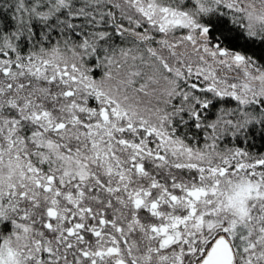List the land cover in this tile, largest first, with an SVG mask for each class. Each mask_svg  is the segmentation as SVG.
Listing matches in <instances>:
<instances>
[{"label": "snow or ice", "instance_id": "snow-or-ice-1", "mask_svg": "<svg viewBox=\"0 0 264 264\" xmlns=\"http://www.w3.org/2000/svg\"><path fill=\"white\" fill-rule=\"evenodd\" d=\"M0 264H264V0H0Z\"/></svg>", "mask_w": 264, "mask_h": 264}]
</instances>
